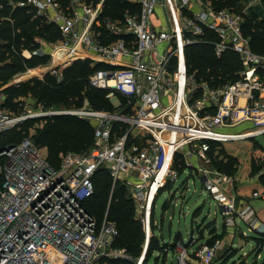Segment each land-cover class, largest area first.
Listing matches in <instances>:
<instances>
[{"label":"built area","instance_id":"2783aa9c","mask_svg":"<svg viewBox=\"0 0 264 264\" xmlns=\"http://www.w3.org/2000/svg\"><path fill=\"white\" fill-rule=\"evenodd\" d=\"M262 1L250 0L248 5ZM130 2L137 9L113 19L101 17L104 0L95 5L85 0H0V28L13 25V11L21 7L60 34L49 42L34 36L32 48L11 45L23 59L48 57L47 63L35 67L44 69L39 79L50 74L61 83L64 70L77 60H90L93 67L103 64L89 74L88 83L108 90L114 106L96 109L85 97L81 105L52 109L33 98L32 104L12 112L0 93V264L133 261L127 248L115 244L119 230L108 212L99 223L85 206L101 168L109 171L114 187L122 181L139 203L146 234L140 264L157 197L182 173L172 164L178 155L184 171L202 175L208 195L222 208L225 226L237 229L240 218L264 234L255 209L224 191L222 183L233 185V177L212 175L207 167L212 142L264 134V54L252 49L244 33L246 10L218 8L211 0ZM158 8L166 15L162 22H155ZM196 42L211 44L217 57L234 52L242 64L238 78L222 85L198 80L187 60V48ZM7 43L0 35L1 51ZM7 60L0 59V66ZM53 115L91 122L93 144L80 152L61 153L55 166L31 136L4 141L28 120L43 124V117ZM244 123L255 128L232 130ZM251 196L264 200V185ZM223 243H202L196 256L211 264ZM176 248L178 264H189V245L180 240Z\"/></svg>","mask_w":264,"mask_h":264},{"label":"trees","instance_id":"16d2710c","mask_svg":"<svg viewBox=\"0 0 264 264\" xmlns=\"http://www.w3.org/2000/svg\"><path fill=\"white\" fill-rule=\"evenodd\" d=\"M85 1L92 4L98 0ZM235 1L213 0L218 8L225 7V4H232ZM129 3L131 2L128 0H105L101 17L121 18L126 10H131L129 9ZM134 6L137 9V5L135 4ZM135 9L132 8V10ZM259 12L252 10L250 14H247L244 23V33L250 37L252 49L255 52L264 54V17L259 18ZM13 17V25L5 24L4 27L0 28L1 37L8 41L5 48L2 51L0 50V59L5 60L8 58L0 66V85L8 84L14 75L26 71L28 67L48 61L47 56H35L30 59H23L22 56L13 52L11 45L17 49L26 46L32 48V38L36 35H41L48 39L60 37L55 26L45 24L40 18H33L32 14L25 8H15ZM211 36L209 35L208 37ZM187 60L188 70L191 74L194 73L198 80L208 81L213 85H222L236 80L238 72L242 68L241 61L234 52H226L222 57H217L214 54L213 46L204 42H196L188 46ZM101 66L103 64L91 66L90 60H77L64 70L65 79L61 83L56 82L55 77L46 74L43 79L34 78L20 84H10L4 88V93L6 94L4 106L7 108L17 107L18 103H15L14 99L19 94H31V96L48 108L61 104H64V107L78 106L83 103L86 97L90 101L91 106L96 109H113V104L106 96L108 90L92 87L88 83L89 74ZM42 120V126L36 127L35 133L31 138L40 147H47L49 149L50 155L48 154L47 156L48 160L55 166H58L60 163L61 153L66 151L80 152L93 144L94 127L89 121L69 115L47 116L43 117ZM38 121L42 122L40 119L28 120L19 129L7 133L4 141L14 142L24 138L28 135L29 128ZM256 148H259V145ZM209 155L212 157V160L214 158L218 159V161L214 159V163H218L216 165L221 171L223 170V173L235 175L239 160L228 153L224 144L212 142ZM179 158L182 157L178 155L176 159L179 160ZM258 159L259 161L255 159L251 160V174L259 173L264 168V157ZM182 165L181 167H175L180 172H184L186 165L183 159ZM259 178L264 185V172L260 173ZM93 181L95 192L85 201L87 210L97 218L99 223L104 218L105 213L108 212V217L116 222L119 230L115 244L127 248L134 257L139 255L144 240V232L140 222L134 218L131 202L125 195V185L118 182L115 186V191L111 193L110 186L113 180L109 171L104 168L99 169L95 173ZM219 235L216 233L212 234L206 243L212 244L215 240L221 239ZM259 235L256 238V245L262 249L264 247V234ZM180 240L182 239H176L169 245V242L165 241L159 243V238L155 236L157 247L150 242L147 260L154 254L155 249L168 251V253L170 251L176 252V243ZM188 243L186 245H189ZM166 245H169V248L172 247V249H169ZM234 255L235 253L230 257ZM112 264H133V262L116 260ZM189 264H192L190 260ZM254 264H264V259L262 262H255Z\"/></svg>","mask_w":264,"mask_h":264},{"label":"rangeland","instance_id":"374dc122","mask_svg":"<svg viewBox=\"0 0 264 264\" xmlns=\"http://www.w3.org/2000/svg\"><path fill=\"white\" fill-rule=\"evenodd\" d=\"M99 1L100 0H98L97 2H93L92 5L97 4ZM211 1L214 6L217 5L215 4V2H213V0ZM249 3L250 0H236L232 4H225L224 6L233 8L237 11L246 10L247 14H250L252 10L260 11L258 13V17L263 18L264 0L261 4L248 5ZM129 4V9H135V6L132 3ZM156 13L157 14L155 22H162L165 20L166 15L163 10L158 8ZM36 36H40L39 38L43 37L41 35ZM44 38L45 41L49 42L58 40L60 37L56 39H48L46 37ZM38 65L33 66L32 68H35ZM43 72V67H41V69L40 67L37 69L35 68L31 72L29 71L27 73L20 72L16 74L19 76H13L14 81L13 83L9 84H20L28 79L40 78L43 76ZM7 86L9 85H0V93L3 94L4 99L6 98L4 88H6ZM33 98L34 97L31 96V94H19L14 99V102L18 103L17 107L15 106L9 109L12 112L20 111L23 107L28 106L27 104H32ZM63 105L64 104L51 106L49 108L60 109L64 107ZM40 126H42L41 122H36L32 127L29 128L27 136H33L36 127ZM254 128L255 127L251 123H244L239 125L238 127L232 128V130H252ZM256 142H258L264 148V134L255 138L224 142V146L227 149L228 153L230 152L234 154L240 161L237 177L240 181L241 187L248 186L249 188L251 187V185L253 186L256 183L254 177H250L248 173L249 170H247V167L249 165L248 160L252 159V157L255 159L261 157L263 158L261 150L257 151L254 155H252L251 153L254 152L256 147H258V144H256ZM42 151L48 156L49 149L47 147H44ZM214 159L209 165H207L208 169L212 172V175L223 171H221L217 167L216 164L218 163H214V161H218V159ZM172 164L178 167L183 166L182 158H179V160H177L176 158L173 159ZM227 164H229V162H227ZM119 182L122 181L119 180ZM115 189L116 187L113 186L112 182L110 186L111 193L114 192ZM124 191L126 198H128V200L131 202L134 218L138 222H140L144 232V240L140 254L134 257L133 254L128 250V253L133 257V261L130 262H133V264H137L145 249V226L141 219L142 214L140 212L139 203H137V201L130 195V191L127 187L124 188ZM207 191L208 189L204 186V181H202L201 174L198 173L195 175H191L189 169L182 172L176 182L173 185L167 187L157 197L155 212L151 216V226L150 229L147 230V240L149 242V245L151 242L154 244V246L157 247V242H155V236H157L159 238V243L163 241L171 242V240L175 241L176 239H182V242L184 244H187L189 242V249L191 250V247L195 248L197 244H200L205 239L204 237H207L209 233L216 228L217 230L221 231L219 237L223 240L224 243L218 250L211 264H232V262H234V264H254L255 262H262V260L264 259V247L260 249V247L256 245V238H258L260 235L256 231L250 229L248 224L240 218H237V230L231 232V229H229L228 227L225 228L222 208L214 198L208 195ZM252 203L257 208V210L260 209V206L258 207L259 203L263 204L262 206L264 207V201L252 199ZM261 216L264 219V214H261ZM170 244L171 243H169V245ZM169 245L166 246L169 248ZM148 249L146 250V253L144 254L143 260L140 264H178L176 256L177 248L176 252L170 251L169 253L168 251H160L159 249H155L154 254L150 257L149 260H147ZM169 249H172V247ZM234 253L235 255L233 257H230ZM194 257L198 258V256ZM195 264L204 263H202L199 259L198 261H195Z\"/></svg>","mask_w":264,"mask_h":264},{"label":"crops","instance_id":"0c3cea01","mask_svg":"<svg viewBox=\"0 0 264 264\" xmlns=\"http://www.w3.org/2000/svg\"><path fill=\"white\" fill-rule=\"evenodd\" d=\"M256 143H258V142H256ZM254 145H255V143H254ZM258 145H259V148H256V149L254 148L255 149L254 152H251V153H252V155H254L257 151H260L261 150V153H262V155L264 157V148L259 143H258ZM230 154L233 155V156H235L232 153H230ZM252 159H255V158L252 157ZM252 159L248 160V162H249L248 164L249 165L247 167V170H249V172H248L249 173V176L250 177H254V179L256 180V183L253 186L251 185V187H249V188H248V186H246V187H241L240 186V181L238 180V177H237L238 168L240 166V161H238L239 164H238L237 172L233 176L230 175L234 179V184L231 185L229 183L223 182L222 183V187H223L224 191L227 194H229V195H236L237 198H238V202H240V203L242 202L243 204L249 203L255 209V211L258 214V216L260 217V219L264 222V219L261 216V214H264V207L262 206L263 204L259 203L258 207L260 206V209L257 210V208L252 203V199H258V200H261V201H264V200H262L260 198H253L251 196L253 190H256V189L257 190H261L262 187H263V183L261 182L259 176H260V173L264 172V168L259 173L251 174V170H252L251 160ZM255 160L256 161L257 160L259 161V159H257V158ZM219 173H221V172H219ZM222 174H224V173H222ZM226 175H228V174H226ZM224 227L227 228V226H224ZM224 227H223V229H224ZM228 228L232 230L231 232H234L235 229H236V228H232V227H228ZM212 231H214V232L212 233ZM212 231L209 233V235L207 237H204L205 239L200 244H197L195 248L194 247L193 248L191 247L192 252H191V258L189 260L191 261L192 264H195V261H198L199 260V258L194 257V256H196L195 250H197L202 243L207 242V240L209 239V237L212 234H214V233L220 234L221 233V231L217 230L216 228L214 230H212Z\"/></svg>","mask_w":264,"mask_h":264},{"label":"bare ground","instance_id":"6f19581e","mask_svg":"<svg viewBox=\"0 0 264 264\" xmlns=\"http://www.w3.org/2000/svg\"><path fill=\"white\" fill-rule=\"evenodd\" d=\"M35 71H37V70H35Z\"/></svg>","mask_w":264,"mask_h":264},{"label":"water","instance_id":"95a60500","mask_svg":"<svg viewBox=\"0 0 264 264\" xmlns=\"http://www.w3.org/2000/svg\"><path fill=\"white\" fill-rule=\"evenodd\" d=\"M105 1V0H104Z\"/></svg>","mask_w":264,"mask_h":264}]
</instances>
